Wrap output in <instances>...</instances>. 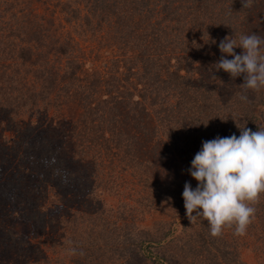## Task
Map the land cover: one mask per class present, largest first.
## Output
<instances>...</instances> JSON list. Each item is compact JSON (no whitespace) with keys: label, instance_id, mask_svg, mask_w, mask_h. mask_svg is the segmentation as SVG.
I'll use <instances>...</instances> for the list:
<instances>
[{"label":"trees","instance_id":"16d2710c","mask_svg":"<svg viewBox=\"0 0 264 264\" xmlns=\"http://www.w3.org/2000/svg\"><path fill=\"white\" fill-rule=\"evenodd\" d=\"M50 1L0 0V264H57L37 238L58 226L72 264H264V194L244 235L215 237L182 197L203 141L264 127V88L214 66L225 36L264 37V0H78L87 30L106 28L101 68L57 22L81 10Z\"/></svg>","mask_w":264,"mask_h":264},{"label":"clouds","instance_id":"9594fccd","mask_svg":"<svg viewBox=\"0 0 264 264\" xmlns=\"http://www.w3.org/2000/svg\"><path fill=\"white\" fill-rule=\"evenodd\" d=\"M218 47L222 55L216 69L232 78L243 75L245 89L264 88V37L255 32L241 34L237 42L225 36ZM237 47L243 50L239 54L234 51ZM236 126L239 136L233 133L202 142L188 169L197 184L193 188L186 181L182 191L188 219L207 220L214 237L233 226L234 234L244 235L255 219L254 205L264 194V127L254 131L246 123Z\"/></svg>","mask_w":264,"mask_h":264},{"label":"rangeland","instance_id":"374dc122","mask_svg":"<svg viewBox=\"0 0 264 264\" xmlns=\"http://www.w3.org/2000/svg\"><path fill=\"white\" fill-rule=\"evenodd\" d=\"M55 2H56L55 0L50 1L51 3L50 5L53 7ZM65 2H69L71 7L78 8L79 10H81L80 11L81 18L69 21L68 23L62 21L63 15H59L58 12H56L55 14L57 16V22L62 23L61 30L65 36L64 38L65 39L69 38L73 41L71 42L72 45L70 44L71 53H73V55L79 54V56L84 54L85 58L81 56L80 57L81 60L92 63L94 67L101 68L102 67L101 60L104 59L105 57H108L107 55H109V50L111 49V48L109 49L102 48L100 45V43L104 41L102 35L103 32H106V28H103L101 33L93 34L91 31L87 30L86 24L84 22V17L86 16V11H87L84 4L78 0H66ZM35 4L36 2L34 1L33 5L35 6ZM67 17H70V15H68ZM97 56H99V58H97ZM3 132H6L5 135L10 138H13L16 135L15 132L10 130ZM4 140H5L4 138L0 137V145H1L0 158H3L5 156L11 158V156L7 154L8 150L6 152L4 151V149L9 148V146L7 147V145H5ZM8 161L12 162V166L14 167L15 162L12 161V159ZM4 176L6 177L5 173ZM139 178L140 176L135 170L129 169L122 173V176L119 181L121 184H123L122 185L123 197L125 199H128L127 197L130 195V193H132L133 190L139 189V187L141 186V182ZM11 212H13V208L11 209L10 213ZM51 231H52L51 229L47 228L45 231L40 233L39 237L37 238V240H39L40 243L42 242V251L44 257H47L48 260L51 259L53 262L56 259L57 264H72L73 252L72 250H70V244L68 241V237H69L68 232H64V228H62L61 226L55 228L53 232ZM244 259L246 260L247 264H256L254 255L250 252H246L244 254ZM37 260L33 263L38 264ZM43 261H47V259L45 260L43 259ZM46 264H52V263L47 262Z\"/></svg>","mask_w":264,"mask_h":264}]
</instances>
